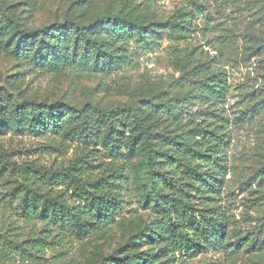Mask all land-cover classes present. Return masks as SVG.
I'll use <instances>...</instances> for the list:
<instances>
[{"label":"rangeland","instance_id":"1","mask_svg":"<svg viewBox=\"0 0 264 264\" xmlns=\"http://www.w3.org/2000/svg\"><path fill=\"white\" fill-rule=\"evenodd\" d=\"M185 13L197 17L177 36L173 27ZM120 14L156 34L144 43L132 40L121 69L50 71L12 53L15 30L35 32L67 21L84 26ZM198 67L206 73L202 81L211 78L210 93L192 74ZM24 101L64 105L59 131L35 132L16 123L12 110ZM152 105L173 113H157ZM92 107L139 108L157 134L152 143L158 156L184 160L186 146H195L201 130L224 136L222 167L208 172L220 189L209 195L226 218L228 241L240 251L227 264H264V0H0V264H99L129 242L119 253L147 260L139 264L208 263L203 256L171 263L153 239L151 227L163 216L170 186L180 189L178 182L187 177L161 163L160 173L169 180L150 184L146 153L128 149L131 130L116 141L117 153L109 150L108 131L87 140L80 126ZM78 161L94 166L93 179H110L115 215L107 233L92 220L87 235L69 228L62 239L45 222L28 220L11 194L20 168L61 172ZM50 188L53 197L84 210L72 189ZM41 239L45 246L36 249L33 240Z\"/></svg>","mask_w":264,"mask_h":264},{"label":"trees","instance_id":"2","mask_svg":"<svg viewBox=\"0 0 264 264\" xmlns=\"http://www.w3.org/2000/svg\"><path fill=\"white\" fill-rule=\"evenodd\" d=\"M198 7V10H201ZM193 13H185L173 27V33L181 36L189 29L195 18ZM155 33L144 28L136 19L127 16H108L99 18L96 22L81 25L74 22L55 23L35 32L15 30L11 40L12 53L20 61H27L37 68L50 71L74 69L76 67L94 69L96 72H111L124 67L129 59L127 46L135 40L144 43ZM205 70L195 68V77L205 76ZM197 80L208 93L210 83ZM203 82V83H201ZM222 83V82H220ZM216 87L222 89L220 85ZM157 113H173L163 105H152ZM93 113L86 117L80 128L84 130L85 138L90 140L95 133L108 131L113 142L109 147L111 153L120 151L116 141L120 140L129 130L134 135L127 141L131 152L143 151L147 155L144 170L147 171L150 184H162L168 181L160 173L161 163H167L181 171L187 180L170 186L171 193L167 204L163 207L162 218L153 223V239L161 245V249L170 254L171 263L181 259H192L200 256L208 258L206 264H227L236 260L240 251L227 238V222L222 211L215 205L216 194L220 191L219 184L211 177L208 169L218 164L223 157L226 146L225 137L209 134L206 130L199 131L201 138L195 146H186L184 160H177L167 154L155 155L152 140L157 136L146 118L139 113V108L127 110L105 111L93 108ZM65 106L61 103L47 104L24 101L14 106L12 116L16 123L29 127L35 132L59 131L65 118ZM4 109L0 108V115ZM5 121L0 116V124ZM76 134V133H75ZM91 141V140H90ZM174 142H177L173 139ZM153 148L151 151H146ZM196 160L200 162L195 164ZM80 161V160H79ZM78 161V162H79ZM163 161V162H162ZM79 166L70 167L61 172L30 170L20 168V181L11 196L20 203V210L30 219H38L53 230H59V236L65 239L67 229H73L78 234L87 235L91 228L90 221H96L100 229L107 233L108 226L115 215L114 204L117 196L110 188V179H93L90 172L94 166L88 161L79 162ZM264 175V168L261 169ZM142 177H145L141 174ZM171 179V178H170ZM60 180V182H59ZM62 184L72 189L74 195L83 202L84 210L60 201L50 193L53 185ZM196 192L198 195L194 196ZM83 205V204H82ZM52 229H50L51 231ZM45 241L33 240L36 249L43 248ZM131 243L120 247L99 264H139L146 259L136 260L130 255H120L122 249L130 248ZM129 252V250L125 251ZM166 255V254H165ZM149 264V263H147Z\"/></svg>","mask_w":264,"mask_h":264}]
</instances>
